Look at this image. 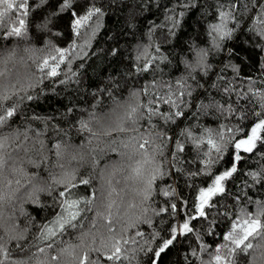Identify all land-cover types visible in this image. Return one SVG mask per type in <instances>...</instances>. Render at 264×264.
<instances>
[{"label": "trees", "instance_id": "1", "mask_svg": "<svg viewBox=\"0 0 264 264\" xmlns=\"http://www.w3.org/2000/svg\"><path fill=\"white\" fill-rule=\"evenodd\" d=\"M9 2L13 5L11 9L0 3V12L5 13L0 17V59L13 56L18 61H24L29 56L42 53H53L51 56H55L54 49L70 50L69 57L60 65L58 76H48L45 80L44 73L48 69L41 67L42 62L36 68L45 91L35 98L30 122L22 128L18 127L16 134H27L33 143L42 140L53 163L57 153L55 145L59 144L62 161L68 160L73 165L87 161L89 165L86 167L90 171L113 178L114 183L104 184L107 191L103 193L104 199L113 187L117 190L112 192L110 200L120 202L122 195L141 192L146 184L131 169L122 181L119 175L114 176L116 169L121 167L122 158L119 153L105 148L107 142L117 136L110 129L119 125L125 112L137 104H150L154 99L159 101L161 97L167 99L170 95L175 100L173 93L178 95L177 81H183L191 92V95L182 98L186 101L181 105L184 116L172 121L153 116L149 121L145 114L139 120L138 129L145 139L155 134L152 136L154 141H166L165 154L169 162L163 170L169 174L154 182L152 203L157 212L176 203L178 214L153 212L151 222L142 224L137 230L143 235H135L137 243L141 237L144 238L146 252H140L135 257L130 254L127 259H118L116 264H215L213 256L218 248L227 259V264H264V238H250L247 242L253 247L246 252L237 250L235 253L231 252L235 246L223 239L231 230L230 222L234 218H247L241 216V209L255 217L264 205V181L254 184L248 175L264 167L261 156L264 148H260L259 144V152L255 156L244 154L246 160L242 166L238 165L239 172L225 182L227 195L213 197L214 206L206 217H197L191 222L194 227L192 233L177 234L178 239L162 258H154L150 251L156 248L158 242L152 240L153 233L159 232L167 237L170 227L196 215L191 203L196 199L199 188L211 183H205L200 175L189 176V173L203 168L201 161L204 153L209 151L206 130L210 129L212 137L218 142L221 133L227 141L228 129L243 125L247 131L255 120L254 113L261 111L264 39L258 35L260 27L256 17L264 6V0H238L239 11L234 12L235 18L226 21L227 29L233 35L220 40L219 47L213 43L215 34H210L209 25L220 22L218 12L221 6L227 12L230 5L237 4V0H73L72 11L78 10L80 15L93 3L103 11L102 17H93L80 28L79 33L73 30L74 17L70 12L60 11L62 0ZM21 20L26 33L22 36L8 35L9 31L20 26ZM173 20H178L179 25L174 27ZM200 49L207 52L206 67H197L196 52ZM48 57L45 55L44 59ZM28 63L31 64V60ZM145 63H150V67L142 71ZM85 69L87 78L81 77ZM156 107L162 112L171 109L174 113L177 110L159 102ZM245 113L247 118L241 119ZM81 121L88 123L91 132L80 129ZM184 129H190L196 137H203L205 143L197 147L190 138L181 135ZM177 142L185 148L178 158ZM223 155L227 157V151ZM212 156L215 158L216 154L213 152ZM71 157H76V160H71ZM124 159L127 161L128 158ZM227 167L226 163L222 167L218 162L210 171H224ZM29 171L35 172L36 169L29 168ZM46 176L41 170L40 177ZM82 179H88L90 183L86 191L84 184L77 183L76 188L71 190L73 199L86 197L95 201L101 197L99 179L90 175H84ZM169 185L176 190L178 199L169 200L159 193L158 189ZM38 199L40 203L29 202L24 208L33 222V231L38 233L30 259L41 257L38 249L49 243L52 247L48 251L55 257L53 249L60 242L58 236L65 242H75L77 236L75 229L66 226L63 236L58 232L50 240H39L41 226L51 225L58 215L63 214L59 201L64 198L58 196L55 207L50 198L38 194ZM81 207L88 212V217L84 218L82 211L77 220L82 221L81 227L87 228V219L95 223L94 202L91 205L82 202ZM260 218L264 221V217ZM104 222L110 223L111 218ZM209 227L212 231L208 230ZM260 241H263L261 245ZM25 244H32L31 236ZM224 245L227 247H222ZM205 247L206 251L202 250ZM9 251L11 259H15L19 256V244L13 242ZM0 260H4V256L0 255ZM103 264H110L107 256L103 258Z\"/></svg>", "mask_w": 264, "mask_h": 264}, {"label": "clouds", "instance_id": "2", "mask_svg": "<svg viewBox=\"0 0 264 264\" xmlns=\"http://www.w3.org/2000/svg\"><path fill=\"white\" fill-rule=\"evenodd\" d=\"M45 55L51 56L53 53L41 54L39 56H29L24 61H18L13 56L0 59V255L4 260L3 264H81L87 255L85 264H103V258L115 251L117 242L121 252L117 254L119 259H127L130 254L134 257L140 252H146L144 238L141 237L139 243L135 239L138 229L142 224L151 221V214L156 211L152 203V195L145 199V187L141 192H131L122 195L120 202L111 201L112 192L117 189L112 188L108 192L106 199L102 198L107 192L104 188L105 182L114 183L113 178H108L100 172L90 171L86 165L87 161L79 164H69L68 160H61L63 153L55 154V163L49 150L42 140L35 143L27 134L17 135L16 129L22 128L24 124L30 122V115L34 111L36 97L45 91L41 87V76L36 68L44 60ZM31 60V64L28 61ZM19 65V66H18ZM74 73H68L73 75ZM81 77L87 78V70L81 72ZM47 72L44 79L47 80ZM9 109L13 110V115L8 116ZM127 110L120 124L110 129L116 132L115 139L110 140L105 148L120 154L121 167L116 169L115 175L121 177V181L129 174V169L136 173V169L141 170L139 175L143 180L148 181L154 170H163L167 164L166 141H154L150 134L148 140L151 143L147 148H140L145 137L139 134V114L136 122L127 117ZM28 141L25 143V141ZM127 157V161L124 159ZM75 161L76 157H71ZM29 168H35V172H30ZM43 170L47 176L40 177ZM84 175H90L94 179L101 181V197L94 201L96 209L95 223L87 219L88 227H81V220H77L75 229L77 232L75 242L60 241L53 251L56 259H53L49 248L43 246L45 251L41 257L30 259L33 255V244L37 241L38 233L33 231V222L24 212L25 206L29 202L40 203L38 194L50 198L55 207L59 193L65 188L66 182L71 180L77 184ZM75 177L73 180L72 178ZM65 181V183H61ZM85 185L84 191H86ZM61 203V201H59ZM83 217H88V212L84 210ZM111 218L110 223L105 220ZM23 221V224L21 223ZM43 227V226H41ZM66 231V230H65ZM32 237V244H25L28 237ZM60 236H63L61 232ZM39 240L42 241L41 236ZM135 241V242H133ZM16 242L19 244V256L11 259L10 245ZM126 242V243H125ZM42 248V247H41ZM4 253H7L5 255ZM118 259L110 260V264H116ZM139 264V262H137Z\"/></svg>", "mask_w": 264, "mask_h": 264}, {"label": "snow or ice", "instance_id": "3", "mask_svg": "<svg viewBox=\"0 0 264 264\" xmlns=\"http://www.w3.org/2000/svg\"><path fill=\"white\" fill-rule=\"evenodd\" d=\"M43 2V0H42ZM0 3H3L6 5L7 9H11L13 7L12 3L9 2V0H0ZM73 9V0H62V3L60 5V11L61 12H70V14L74 17L72 22L73 30L79 33V30L81 27H83L85 24H87L90 20H92L93 17H102L103 11L100 7H96L93 3L91 7H88L87 10L83 15H80L79 11H72ZM246 10V9H245ZM239 11L238 7V0L237 4H232L229 6V10L227 12L221 10L218 12V15L220 16V22L217 24H210V34L214 33L213 36V43L219 47V41L226 38L231 37L233 35L232 31L230 29H227L226 21L228 19L235 18L234 12ZM5 13L0 12V17H2ZM182 16L183 13H180ZM171 19V18H170ZM257 23L260 27V31L258 33L259 37L261 39H264V6L261 7V12L256 17ZM179 21L173 20V26H178ZM99 28V24H97V29ZM255 30V29H253ZM26 33L25 24L24 21H20V26L13 28L11 31L8 32V35L10 36H22ZM93 35H95V31L93 32ZM75 46L73 45V48ZM83 47V46H81ZM56 52L55 56H49L47 59H44L42 61V68H47L48 72L47 75L50 77H56L59 75L61 69L60 65L65 62V59L69 57V49H54ZM73 55H78V53H73ZM207 52L204 49H200L196 52L197 57V67L205 66V60H206ZM139 59V57H138ZM51 61V63H50ZM70 63V59L68 60ZM150 67V63H145L142 71L148 70ZM64 81H61L63 83ZM177 89H178V95L176 93H173V95H176V99L173 100L172 96L170 95L167 99H164L163 97L160 98L159 101H156L155 99L150 103L146 105H140L137 104L135 107H132L130 111L126 114L129 119H132V122H136L137 115L139 114V118H142L145 114L147 115V119L151 121L153 116L159 117L164 119L165 121H172L176 117L184 116L185 113L182 110L181 105L185 104L186 101H184L182 98L186 95H191V92L189 91L188 86L183 81H177ZM171 92V88L169 89ZM227 91V89H226ZM254 95L258 93H253ZM165 103L171 105L172 108H176L177 110L173 113L171 112V109H169L168 112H162L158 107H156L157 103ZM260 108L261 111L255 112V120L251 123L250 128L245 131L244 126L240 125L236 127L235 129H228L229 133V139L227 141L224 140V135L221 133L219 134V141L212 137L211 130L208 129L206 132L208 133L206 144L209 146V151L204 153V158L202 159L201 163L203 164V168H198L197 172L189 173L190 177H195L197 175L204 177V182L207 183L208 181H211V183L207 184L206 187H201L198 190V195L194 201H192L191 206L194 208L196 215L195 216H189L188 219L184 220L181 224H178L175 227H170L167 230V237L161 236L159 232L153 233L152 240L158 241L156 248L150 249V251L153 252L154 258L155 257H163V255L166 253V250H170V246L174 244L176 239H178L179 234L184 233H192L194 231V227L191 226V222L196 220L197 217L200 219H203L206 217L210 209L214 206L212 201L213 197H218L221 194L227 195L226 188H225V182L229 180V178L233 177L234 174H237L239 172V166H242L245 163L246 157L244 154H251L252 156H255L257 152H259V148L257 145L259 144L260 148H264V94H261L260 99ZM146 110V112H145ZM229 111H232L229 109ZM13 115V110L9 109L8 116ZM247 113L241 115V119H246ZM2 122V120H0ZM80 129L86 130L88 132H91V128H89L88 123L85 121L80 122ZM181 135L190 138L194 143L197 144V147L201 143H205V140L203 137H196L193 135L192 131L190 129H184L181 132ZM151 143V140L145 139L143 143H141L139 146L140 148L144 149L147 148V146ZM57 149V154H59L60 145H55ZM177 148V158L178 154L180 152H183L185 150L184 145L180 142H177L176 144ZM227 151L228 156L224 157V153ZM215 153L216 156L213 158L212 153ZM262 158H264V153L261 154ZM218 162L221 163V166L223 167V164L226 163L228 165L227 168H225L224 171H217L212 172L210 169L214 167ZM136 174L139 176L141 174V170L137 168ZM169 173L164 170H154L151 176L149 177L146 187H145V199L149 198L154 189L153 184L158 179H162L164 176L168 175ZM176 173H173L175 175ZM248 175L252 178L253 183H257L260 181H264V167H262L259 172H249ZM73 180L75 177L72 178ZM61 183H65V181H61ZM79 183L88 185L90 183V180L88 179H81ZM76 188V184L73 183L71 180L66 182V186L59 193L60 197H63L64 199L61 200L60 206L64 209L63 214H60L57 216V218L53 221L51 225H45L43 226L42 232H41V238L44 241L50 240L52 237L56 236L58 232H63L66 230L67 227H76L75 221H77V218L80 216L81 212L84 211V209L81 207V203L91 205L93 204V200L91 198L81 197L78 199H73L74 193L71 191L72 189ZM159 193L163 195L164 197H168L169 200L171 199H178L176 196V190L172 188L170 185L166 186L164 188L158 189ZM238 199V197H237ZM171 212L172 214H178V206L176 203H171L169 205V208H160L157 211L154 212V214H160L164 212ZM223 215L227 216L228 213H224ZM241 216H246V219H238L234 218L231 223V230L224 235L223 239L225 241H230L235 247L231 249L232 253H235L237 250L239 251H247L248 249H251L253 245L251 243H248L247 241L250 238L254 237H261L264 238V221L261 220L260 217H264V205H261V211L254 217L251 213L245 212L244 209H241ZM151 221H148L150 223ZM210 223H215V221H210ZM209 231H212L211 227L208 229ZM143 233H137V236H142ZM135 242V241H133ZM120 242H117V246L115 247V251L108 255V259L112 260L114 258L119 259V254L121 252V248L118 246ZM126 243V242H125ZM150 243V242H149ZM243 246V247H241ZM47 248H51L52 245L46 244ZM222 247H227L226 245ZM202 250L206 251V247ZM38 251L40 253H43L45 251V248H39ZM7 255V253H4ZM193 255H196L195 252H193ZM53 259H56V257H53ZM88 257L85 255L83 260L81 261V264H85ZM222 259L220 255V249L218 248L216 251V255L214 257V260L219 264L220 260ZM0 264H3V262H0Z\"/></svg>", "mask_w": 264, "mask_h": 264}, {"label": "rangeland", "instance_id": "4", "mask_svg": "<svg viewBox=\"0 0 264 264\" xmlns=\"http://www.w3.org/2000/svg\"><path fill=\"white\" fill-rule=\"evenodd\" d=\"M178 224H181V223H178ZM177 234H179V233H177ZM262 242H263V241H260L259 244L261 245ZM257 248H259V247H257ZM215 255H216V254H215ZM215 255L213 256V260H214ZM220 255H221L222 259L220 260L219 264H227V263H228L227 259L222 255V253H220ZM214 261H215V260H214ZM252 261H253V259H252ZM215 264H217L216 261H215Z\"/></svg>", "mask_w": 264, "mask_h": 264}]
</instances>
